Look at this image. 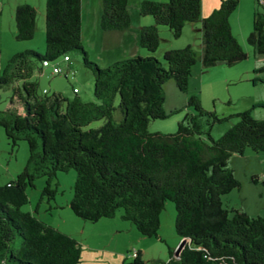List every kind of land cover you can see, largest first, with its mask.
Wrapping results in <instances>:
<instances>
[{
	"label": "trees",
	"instance_id": "obj_1",
	"mask_svg": "<svg viewBox=\"0 0 264 264\" xmlns=\"http://www.w3.org/2000/svg\"><path fill=\"white\" fill-rule=\"evenodd\" d=\"M101 3L102 31L131 27L129 0ZM239 4L240 0H220L219 8L202 18V0L142 1L140 15L152 17L154 23L141 28L139 44L155 53L161 42L158 26L180 38L187 24L201 21L203 68L234 66L248 58L230 23ZM15 27L17 41L34 39L37 9L29 4L16 7ZM45 31V55L18 53L0 74V85L22 83V88H14L11 107L0 111V127L14 150L21 141L29 147L23 172L0 186V264L81 263L82 249L73 237L22 210L38 178H47L43 194L54 198L52 182L72 169L77 178L70 207L86 222L113 219L122 211L121 219L143 237H159L165 204H175L176 232L188 242L178 257L170 252L166 264H264V217L229 210L221 199L240 187L229 166L231 157L244 155L248 148L264 152V120L250 111L239 113L238 122L215 140L213 126L230 118L206 111L193 96L189 106L196 113L187 114L175 133H151V122L167 117L165 82L174 79L179 91H188L198 61L192 46L167 51V68L154 57L138 56L102 69L83 47L81 0H46ZM248 44L264 56L260 8L254 11ZM72 53H81L94 75L95 102H83L77 92L74 99L61 93L48 96L32 80L43 73L44 61L55 64L62 57L71 59ZM117 111L120 119L115 118ZM101 120L105 123L100 128L86 129ZM123 264L145 261L138 252L132 263Z\"/></svg>",
	"mask_w": 264,
	"mask_h": 264
},
{
	"label": "rangeland",
	"instance_id": "obj_2",
	"mask_svg": "<svg viewBox=\"0 0 264 264\" xmlns=\"http://www.w3.org/2000/svg\"><path fill=\"white\" fill-rule=\"evenodd\" d=\"M35 1L38 3L39 0ZM10 7V0H0L2 33L0 74L4 73L8 62L16 54L30 50L45 55L47 48L45 25L42 37H39L38 30L34 39L30 41H17L14 36L11 37L10 24L15 25V15L13 14L11 19ZM256 8L264 10L256 0H242L230 17L233 36L248 53L245 61L231 67L218 64L209 69L203 68L199 58L202 55L201 21L186 25L180 38L173 37L168 27L158 26L161 39L158 50L149 53L146 49H142L141 52L144 53L141 57H154L167 68L164 61V54L167 51L192 46L198 55V61L192 69L187 92L179 91L174 79L165 82L163 108L167 117L152 121L149 125L151 133H161L158 131H163L162 134L175 133L178 123L183 121L187 114L196 113L195 109L189 106V100L193 96L199 98L206 111L214 112L220 118H230L213 126L211 135L215 140L221 138L238 122L235 116L239 113L250 111L254 118L264 120V106H257L264 105V56L255 54L254 49L248 44V38L253 31V15ZM110 42L111 60L107 64L102 58L99 46H94L96 40L90 42L87 39L83 47L89 60L103 69L118 61L136 57L135 51L117 47L119 44L114 45L113 40ZM70 56L71 64L64 62L63 57L56 64L65 73L75 72V76L70 75L67 78L65 73L54 75L51 66L45 68L43 73H36L32 80L38 81L40 91L46 89L48 96L59 93L55 92L57 88L62 90V95L68 99H74L76 97L74 91H77L83 102H95L93 73L84 66L81 53H72ZM18 87L22 88V83L0 85V111L11 107L14 88ZM115 106H118V101ZM115 118L120 119L118 111L115 112ZM104 123V120L94 122L86 129H98ZM28 160V144L21 141L19 147L14 150L4 129L0 127V186L16 179L27 166ZM229 166L240 187L221 197L223 206L229 210L244 211L252 218L264 217V152H254L248 148L242 156L233 155ZM76 178L77 173L73 169L59 173L51 184V189L57 191L54 198L43 194L47 186V178H38L35 181V188L29 189V203L23 206L22 210L32 213L45 224L73 237L82 249L80 264L132 263L135 258L134 253L138 252H141L145 264H166L170 261V252L176 257L182 238L175 229L176 208L173 202L167 201L160 215L159 237H143L130 222L120 221L126 227L117 228L105 226L104 223H98L99 221L98 224L86 222L77 217L70 207ZM118 214L117 217H120L122 211ZM232 215L233 212L230 213V216ZM20 242L21 240L18 239L19 245Z\"/></svg>",
	"mask_w": 264,
	"mask_h": 264
},
{
	"label": "crops",
	"instance_id": "obj_3",
	"mask_svg": "<svg viewBox=\"0 0 264 264\" xmlns=\"http://www.w3.org/2000/svg\"><path fill=\"white\" fill-rule=\"evenodd\" d=\"M145 0H129V12L131 15V27L122 32H104L100 28V19L102 16V3L101 0H97L94 2L93 0H81L82 2V42L84 43L87 39L91 42L93 39L96 40L94 46H99L101 49L102 58L105 59L104 62H110L111 55V42L113 40L114 45L119 44L117 47L130 49V51H135V56H143L141 52L143 51L139 44V35L140 30L144 26H150L154 23L151 17H143L140 15L139 6L140 3ZM157 2H168L167 0H151ZM242 0H240L241 2ZM29 4L34 6L37 9V25L39 37H42V33L44 32L45 25V9H46V0H39L38 3L35 0H10L11 5V19L13 18V14L15 15V9L19 5ZM220 5V0H202V18L208 17L214 10L218 9ZM250 9V6L247 5ZM250 10H253L252 8ZM255 11V10H254ZM2 14V13H1ZM13 21L11 20V23ZM194 24V23H193ZM188 25V24H187ZM11 37H15L16 27L13 23L10 24ZM1 29H0V37H1ZM108 40V43H106ZM118 42V43H116ZM108 45V46H107ZM115 48V47H114ZM245 48V47H244ZM202 56V55H201ZM201 56L199 58H201ZM46 90V89H45ZM44 90V91H45ZM55 92L63 93L62 90L55 89ZM77 91H74V93ZM76 94V93H75ZM79 94V93H77ZM163 133V131H158ZM119 219V220H116ZM119 221V222H118ZM127 222L121 219V217H115L113 219H102L98 223H104L103 225L117 228H125V224H121V222ZM97 223V224H98ZM118 264V263H114Z\"/></svg>",
	"mask_w": 264,
	"mask_h": 264
},
{
	"label": "built area",
	"instance_id": "obj_4",
	"mask_svg": "<svg viewBox=\"0 0 264 264\" xmlns=\"http://www.w3.org/2000/svg\"><path fill=\"white\" fill-rule=\"evenodd\" d=\"M260 1H261V3L264 4V0H260ZM64 62L70 64L71 59H70L69 57H65V58H64ZM43 65H44L46 68L52 66V67H53V68H52V69H53L52 72H53L54 75H59V74L65 73L64 70H63L58 64H56V63H55V64H50L48 61H44ZM70 72H71V71H70ZM65 75H66L67 78H68L70 75L75 76V72H71V73L66 72ZM44 92L46 93L47 91L45 90ZM134 256H137V253H134Z\"/></svg>",
	"mask_w": 264,
	"mask_h": 264
},
{
	"label": "water",
	"instance_id": "obj_5",
	"mask_svg": "<svg viewBox=\"0 0 264 264\" xmlns=\"http://www.w3.org/2000/svg\"><path fill=\"white\" fill-rule=\"evenodd\" d=\"M188 240L187 239H182V242L179 246V248L177 249V252H176V256L178 257L180 252L183 250V248L185 247V245L187 244Z\"/></svg>",
	"mask_w": 264,
	"mask_h": 264
}]
</instances>
